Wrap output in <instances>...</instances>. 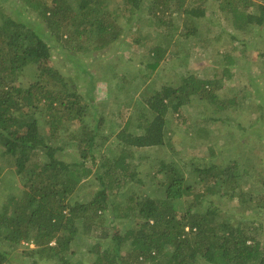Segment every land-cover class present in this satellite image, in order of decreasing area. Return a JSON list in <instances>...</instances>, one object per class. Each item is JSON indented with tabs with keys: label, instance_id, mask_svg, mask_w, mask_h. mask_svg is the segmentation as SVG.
<instances>
[{
	"label": "trees",
	"instance_id": "1",
	"mask_svg": "<svg viewBox=\"0 0 264 264\" xmlns=\"http://www.w3.org/2000/svg\"><path fill=\"white\" fill-rule=\"evenodd\" d=\"M4 1L0 0V156L14 164L21 188L16 187L0 208V264H13L11 254L23 242L34 244L22 251L33 264L41 259L68 264L76 238L103 227L111 220L106 214L114 215L115 209L132 215L135 224L110 235L109 242H98L91 264H264L262 240L251 235L243 222L235 221L232 214L223 215L219 207L195 209L204 202L205 193H197L198 203L179 215L177 201L189 196L194 185L176 165L169 163L159 170L167 178L160 183L164 197L128 189L120 202L111 198V191L142 180L133 163L136 148L167 144L170 109L180 112L194 96L218 109L228 108V102L241 104L234 97L218 99L213 92L217 80L190 73L178 85L166 82L132 100L133 114L117 132L112 156L98 161L102 117L89 96L80 93L76 80L53 64L54 51L87 72L90 64L81 54L90 57L129 35L146 0H123L117 9L110 7L109 0ZM213 1L241 31L259 32L264 26V0ZM186 4L187 0H175L178 12L204 16L205 9ZM149 11L153 10L149 7ZM121 17L133 24H123ZM165 51L161 46L151 48L149 67L157 68ZM222 59L235 63L230 52H223ZM88 112L91 125L84 120ZM41 114L46 116L44 128ZM70 124H79V129ZM63 132H71L73 138H62ZM73 146L77 156L71 157L67 151ZM4 168L0 166V180L5 178ZM216 168L195 167L194 172L210 179L208 192L229 184L235 194L244 178L237 163L214 172ZM92 182L98 187L90 198L79 199L94 186ZM257 208L264 209V193L258 195Z\"/></svg>",
	"mask_w": 264,
	"mask_h": 264
},
{
	"label": "rangeland",
	"instance_id": "2",
	"mask_svg": "<svg viewBox=\"0 0 264 264\" xmlns=\"http://www.w3.org/2000/svg\"><path fill=\"white\" fill-rule=\"evenodd\" d=\"M109 1L112 9L119 8L123 2ZM4 3L9 4L7 0ZM167 5L169 10H166ZM186 5L205 9L204 16L178 12L175 0L167 4L163 0H146L141 19L129 35L90 57L81 54L83 61L90 64L87 72L77 69L58 51H54L53 64L61 68L66 76L76 80L80 93L89 96L95 105L93 108L102 117L97 138L100 145L98 161L112 156L117 142L116 134L133 114V101L140 99L142 92H151L166 82L178 85L182 77L190 73L201 79L217 80L218 85L213 90L217 98L234 97L241 104L228 102V108L218 109L212 103L194 96L180 112L170 109L167 115V144L136 148L133 163L137 165L142 180L129 182L118 191H111V198L120 202L125 199L123 194L128 189L152 197H164L165 188L160 183H165L167 178L165 172L159 170L171 163L181 168L194 185L189 196L177 201L179 215L188 206L198 203L197 193H205L204 202L195 206L196 210L211 206L221 208L223 215L232 214L235 221L244 223L251 235L262 240L264 248V209L257 208L258 195L264 193V26L259 32L255 28L241 31L235 27L231 15L219 10L217 1L202 3V0H187ZM8 8L11 11V7ZM29 15L36 18L34 14ZM120 19L125 25L133 24H127L123 17ZM138 38L141 42L137 41ZM156 46L166 51L159 66L154 69L149 67V63L153 62L151 48ZM223 52H230L235 63L227 64L226 59H222ZM92 77L94 84L90 86ZM45 117L44 114L40 115L42 127ZM84 120L91 125L93 118L90 112L85 114ZM70 125L73 129L80 126ZM62 138L71 140L72 133L63 132ZM74 147L69 148L68 156H77ZM235 162L244 176L242 186L235 194L229 184L214 193L208 192L206 185L210 179L208 181L203 172H194L195 167L202 169L210 165L217 166L216 172L220 167L235 165ZM0 166H5V178L0 180L1 208L4 201L21 187L14 164L0 156ZM92 183L94 186L84 190L85 194H79V199L90 198L95 187H98L97 182ZM240 192L247 201L246 207L242 204L241 195H236ZM113 213L106 214L111 220H107L103 227L89 234L82 232L76 238L68 264H91L97 255L94 246L98 242L106 243L113 233L124 232L134 226L132 215H125L122 209H115ZM5 247L8 248L7 245ZM32 247L34 244L27 242L19 245L11 254L12 263L33 264L31 258L22 252ZM36 264L65 263L41 259Z\"/></svg>",
	"mask_w": 264,
	"mask_h": 264
}]
</instances>
